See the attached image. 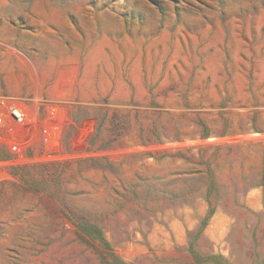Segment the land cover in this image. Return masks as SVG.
Returning a JSON list of instances; mask_svg holds the SVG:
<instances>
[{"label":"rangeland","instance_id":"1","mask_svg":"<svg viewBox=\"0 0 264 264\" xmlns=\"http://www.w3.org/2000/svg\"><path fill=\"white\" fill-rule=\"evenodd\" d=\"M0 92V264H264V0H0Z\"/></svg>","mask_w":264,"mask_h":264},{"label":"built area","instance_id":"2","mask_svg":"<svg viewBox=\"0 0 264 264\" xmlns=\"http://www.w3.org/2000/svg\"><path fill=\"white\" fill-rule=\"evenodd\" d=\"M38 123V110L22 104L17 98L0 92V134L12 132L17 136L15 143H10L12 156L0 157V181L10 177V170L30 161L27 148L22 139L31 132ZM42 146L47 149L60 146V129L44 126L41 129Z\"/></svg>","mask_w":264,"mask_h":264}]
</instances>
